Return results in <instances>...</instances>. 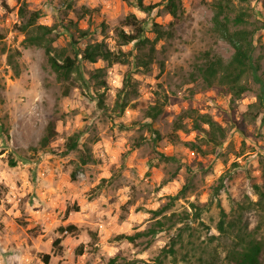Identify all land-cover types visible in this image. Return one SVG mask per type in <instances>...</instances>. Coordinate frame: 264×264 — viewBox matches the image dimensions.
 Segmentation results:
<instances>
[{"label":"rangeland","instance_id":"1","mask_svg":"<svg viewBox=\"0 0 264 264\" xmlns=\"http://www.w3.org/2000/svg\"><path fill=\"white\" fill-rule=\"evenodd\" d=\"M218 1L220 18L245 19L230 29H252L256 75L264 80V0H175L171 11L167 0H143L156 5L149 11L128 0H0V264H44L43 254L47 264H110L111 257L154 264L172 239L175 256L162 264H229L238 228L264 235L257 206L233 205L243 191L256 200L251 185L264 170L260 84L250 75L248 89L235 96L206 85L196 70L234 51L214 22ZM33 11L40 17L20 30ZM128 13L145 21L141 42L121 44L117 36ZM37 25L50 31L40 34ZM93 43L127 62L82 60L67 79L52 68L51 58L61 63ZM49 120L56 139L35 150ZM74 133L78 148L61 155ZM88 150L92 161L76 167ZM164 205L163 214L179 217L174 224L134 242L115 239L152 227L150 210ZM219 205L226 233L217 228ZM66 224L75 230L60 232Z\"/></svg>","mask_w":264,"mask_h":264},{"label":"trees","instance_id":"2","mask_svg":"<svg viewBox=\"0 0 264 264\" xmlns=\"http://www.w3.org/2000/svg\"><path fill=\"white\" fill-rule=\"evenodd\" d=\"M133 2V4L138 7L140 10L149 11L154 8L155 4H147L143 3V0H128ZM175 5V0H167V8L172 10V7ZM223 3L218 1L216 3L217 11L214 14V22L218 24L220 27V36L231 45L234 49L232 56L226 62H224L220 57H213L211 59H207L204 63L199 64L196 68L197 75L200 77L202 81L206 83L208 86H214L215 83L225 86L228 91L235 96H239L242 92L248 89L247 80L251 75L252 78L257 80L260 84V93L258 95V102L264 109V97H263V88H264V80L256 75L258 71V63L254 61L253 52V31L252 29H247L245 27L241 28H233L230 29L228 26L230 24L239 25L244 23V17L241 14H236L233 17L229 16L228 13H225L222 18H220ZM40 15L38 12H32L30 14L29 19L26 21V25L22 26L20 30L24 31L26 26H30L34 24L35 20L39 18ZM144 19L139 18L134 13L126 14L116 25L115 31L117 36L121 42V44H127L130 42H141L145 39V26ZM40 28L42 27L44 30L40 34H45L50 31V28L37 25ZM125 28H129V31H126ZM45 32V33H44ZM84 34V33H82ZM35 36L28 35L25 39L35 40ZM46 52L48 53L49 47L48 42L45 45ZM120 51V50H119ZM118 51V52H119ZM119 54V53H118ZM117 53L111 51L106 48L104 45L99 43L87 44L83 49H80L78 52L74 54V56L63 57L61 63H58L55 59L51 58L52 68L63 78L67 79L69 74L81 65L82 60L94 62L97 57H101L103 59L109 60L111 63H125L127 62L126 58L121 57L124 53L118 55ZM128 73H126L127 78ZM125 84L123 85V88ZM122 88V89H123ZM154 114H152L153 116ZM187 116V113H181L178 115V118H182ZM202 120L209 125H213V121L207 115L201 116ZM179 126V125H178ZM177 127V125H176ZM57 131L55 122L53 120H49L44 128V133L40 137L38 141L37 147L35 150L39 149L41 151L48 148L51 143L56 139ZM79 137L80 133H74L69 136L65 142L63 143V150L60 152L61 155H66L70 150L77 149L79 146ZM92 161L91 151L88 150L79 156V160L76 163L77 166L85 165L86 163ZM11 165L14 163L11 161ZM70 177L72 180H75V170L72 169L70 172ZM104 181V179H102ZM220 182L218 187H216V193L219 191L222 185ZM101 183L97 185L99 188ZM252 193L256 196V200L253 201L246 192H242L238 198L233 199V205L239 209H249L253 204L257 206L260 211L264 214V170L261 174L260 182L253 183L251 185ZM218 194V193H217ZM177 196V195H176ZM175 196V198H176ZM126 204L122 205V208L125 207ZM220 208V219L217 223V228L220 232L226 233L230 224L226 223L227 212L219 205ZM166 207L160 206L156 209L150 210L152 214V218H155L154 225L149 227L146 230L136 231L135 233H121L115 236L116 240H127L129 242H134L136 238L140 236H151L155 233L163 230V228L169 223L174 224L175 221L179 220V217H175V214H163ZM75 230L74 225L66 224L62 227H59L60 232H73ZM179 236V234H178ZM235 240L230 244L227 249L225 258L229 262V264H264V235L260 237H256L255 235L248 233L246 231H242L240 228L235 232ZM91 238V248L94 249L95 242L97 240V236L94 232H90ZM60 238H56L52 246L59 245ZM178 241L172 239L168 245V247H162L159 253L155 257L154 264H162L163 260L167 256H172L174 258L176 250L175 244ZM78 254H81L84 249V244L80 243L77 247ZM42 260L44 264H47L49 261V254H43ZM110 264H131V262H118L115 257H111L108 261Z\"/></svg>","mask_w":264,"mask_h":264}]
</instances>
